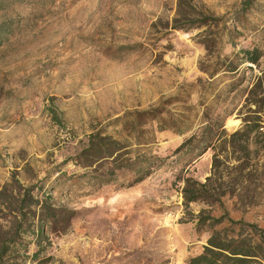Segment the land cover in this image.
<instances>
[{
  "label": "rangeland",
  "instance_id": "1",
  "mask_svg": "<svg viewBox=\"0 0 264 264\" xmlns=\"http://www.w3.org/2000/svg\"><path fill=\"white\" fill-rule=\"evenodd\" d=\"M263 95L264 0H0L2 264H189L214 220L264 235V141L208 148L264 133ZM189 179L213 197L186 205Z\"/></svg>",
  "mask_w": 264,
  "mask_h": 264
},
{
  "label": "trees",
  "instance_id": "2",
  "mask_svg": "<svg viewBox=\"0 0 264 264\" xmlns=\"http://www.w3.org/2000/svg\"><path fill=\"white\" fill-rule=\"evenodd\" d=\"M206 49H209L210 41H204ZM244 57L232 64V68L241 67L243 64L257 65L260 60V53L257 49L244 50ZM226 70V71H234ZM207 72V71H205ZM262 78L259 79L253 89L255 93L262 85ZM256 105L259 110L264 111V95L258 101H250ZM244 127L241 131L233 133L231 136L226 135L223 130L218 137L211 141L208 148L214 151L213 161L214 165L218 163L224 156L220 153L223 149V154L231 149L234 153L246 154L250 156V148L255 140L262 139L264 141V133L256 119H244ZM216 142V143H215ZM95 155H101L104 152L102 143L100 141L93 143L92 146ZM90 148V150L92 149ZM208 179L205 184H200L192 180H187V186L184 189V201L186 205L197 202L200 199L210 200L213 195L210 194V182ZM222 219V218H221ZM214 220V219H213ZM202 221V220H201ZM220 221L214 220L209 225L211 232L207 246L204 251L197 257L190 260L189 264H264V235H258L255 227L250 235H228L222 237V234L214 226ZM234 224V223H233ZM19 229V226L17 230ZM18 233V232H17ZM14 240L7 241L0 239V264L5 258L10 257V252H13L11 243Z\"/></svg>",
  "mask_w": 264,
  "mask_h": 264
}]
</instances>
